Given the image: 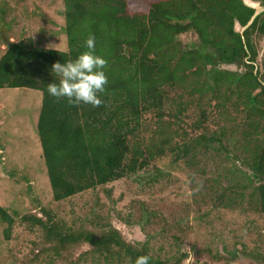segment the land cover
I'll list each match as a JSON object with an SVG mask.
<instances>
[{
  "label": "trees",
  "instance_id": "1",
  "mask_svg": "<svg viewBox=\"0 0 264 264\" xmlns=\"http://www.w3.org/2000/svg\"><path fill=\"white\" fill-rule=\"evenodd\" d=\"M62 3L65 52L23 38L0 56V89L41 94L35 129L52 201L131 178L157 160L192 172L199 158L224 155L248 169L247 205L264 215V74L252 41L264 36V12L240 33L235 25L244 27L254 13L242 0ZM228 185L222 197L248 188ZM11 213L0 205L3 239L16 222L38 230L43 247L35 257L47 254V264H83L84 252L68 260L70 249L82 246L88 264H181L187 255L154 256L108 221L71 228L48 208L40 216Z\"/></svg>",
  "mask_w": 264,
  "mask_h": 264
},
{
  "label": "rangeland",
  "instance_id": "2",
  "mask_svg": "<svg viewBox=\"0 0 264 264\" xmlns=\"http://www.w3.org/2000/svg\"><path fill=\"white\" fill-rule=\"evenodd\" d=\"M0 10V56L8 43L23 38L46 49L67 50L62 0H0ZM234 29L241 32L238 25ZM252 41L258 69L264 74L260 65L264 36H254ZM220 68L236 70L233 65ZM40 100L38 91L0 89V205L10 213L40 216V208H48L56 220L71 228L108 221L126 241L146 242L161 259L186 253L181 264H264L240 254L264 255V215L247 205L253 188L246 184L250 172L224 155L199 158L192 172L182 164L170 166L157 160L131 178L52 201L35 129ZM229 169L234 179L226 173ZM229 182H243L248 188H232L222 197ZM41 247L38 230L16 222L5 241L0 228V264H47V254L35 257ZM87 250V246L72 248L67 258L74 263L84 252L80 261L88 264ZM232 254L236 257L227 262Z\"/></svg>",
  "mask_w": 264,
  "mask_h": 264
},
{
  "label": "water",
  "instance_id": "3",
  "mask_svg": "<svg viewBox=\"0 0 264 264\" xmlns=\"http://www.w3.org/2000/svg\"><path fill=\"white\" fill-rule=\"evenodd\" d=\"M242 2H243V0H242ZM253 3L255 4L253 6H249V5L244 3V5L252 8L254 10V13L251 16L250 20L247 22V24L244 27L241 28V32L240 33H242L246 28H248L258 15H260L261 13L264 12V5L262 6V5H259V3H255V2H253Z\"/></svg>",
  "mask_w": 264,
  "mask_h": 264
},
{
  "label": "bare ground",
  "instance_id": "4",
  "mask_svg": "<svg viewBox=\"0 0 264 264\" xmlns=\"http://www.w3.org/2000/svg\"><path fill=\"white\" fill-rule=\"evenodd\" d=\"M243 2L249 6L255 5L251 0H243Z\"/></svg>",
  "mask_w": 264,
  "mask_h": 264
}]
</instances>
